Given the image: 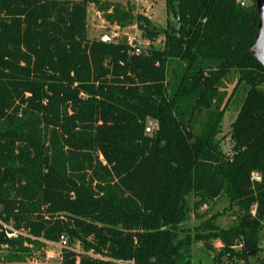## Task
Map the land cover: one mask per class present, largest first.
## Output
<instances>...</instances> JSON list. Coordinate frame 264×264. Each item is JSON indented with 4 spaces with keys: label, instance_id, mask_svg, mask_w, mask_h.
Wrapping results in <instances>:
<instances>
[{
    "label": "trees",
    "instance_id": "obj_1",
    "mask_svg": "<svg viewBox=\"0 0 264 264\" xmlns=\"http://www.w3.org/2000/svg\"><path fill=\"white\" fill-rule=\"evenodd\" d=\"M164 1L177 24L162 29L116 1L102 6L145 40L163 36L136 53L126 37L88 36L91 0H0V220L21 232L0 224L7 262L63 235L58 264H192L197 243L220 264L263 249L256 0ZM239 89L227 155L217 136ZM222 195L237 209L228 226L207 216ZM192 217L202 221L185 225Z\"/></svg>",
    "mask_w": 264,
    "mask_h": 264
},
{
    "label": "rangeland",
    "instance_id": "obj_2",
    "mask_svg": "<svg viewBox=\"0 0 264 264\" xmlns=\"http://www.w3.org/2000/svg\"><path fill=\"white\" fill-rule=\"evenodd\" d=\"M121 5V7L133 13V15L141 14L148 17L152 23L157 28H163L166 26L167 21L170 20L173 24H177V20L173 12H167L166 2L164 0H136L127 2V0H113ZM110 2V0H91L88 6V28L87 33L90 38L100 39L103 37H108L107 40H119L123 37H126L128 41H131L136 47L141 49H149L152 47H163V36H160L155 41H148L143 39L141 31L138 29L137 24H132L128 26H121L117 22H111L105 16L106 13H111L112 9L105 11L102 9L105 3ZM237 83V78L233 77L232 80L228 83L227 95L228 97L232 92L233 88ZM245 91L244 89H239L236 96H233L229 107L224 114L223 121L221 123V132L218 134L217 138L219 140L220 146L225 153L231 154L232 141L230 139V126L234 121L236 114L242 100L244 98ZM226 100V98H225ZM158 128V122L155 119H148L146 131L152 133L154 129ZM211 210H209L207 216L217 214V222L220 225L228 226L237 219V209L232 208L228 199L222 195L216 199H213L211 202ZM208 207L204 206L201 209V212L205 211ZM206 216V217H207ZM205 217V218H206ZM202 220L197 217H192L190 221L185 223L189 227H195ZM261 247L263 248L258 256L264 259V229L261 232ZM32 247V246H30ZM78 249V248H77ZM48 250L47 246H36L33 250V255L27 257L26 262H7L4 260V256L7 253L6 248L0 250V263L3 264H30V261L33 258H38L40 264H58V259L49 260L46 256V251ZM192 264H214L213 263V252L207 249L203 243H197L193 245L192 248Z\"/></svg>",
    "mask_w": 264,
    "mask_h": 264
},
{
    "label": "built area",
    "instance_id": "obj_3",
    "mask_svg": "<svg viewBox=\"0 0 264 264\" xmlns=\"http://www.w3.org/2000/svg\"><path fill=\"white\" fill-rule=\"evenodd\" d=\"M240 5L242 7L248 6L253 3V0H238ZM130 44L133 45L134 51L136 53L141 52L140 47H136L131 41H129ZM1 228L8 232V235L10 237L16 236L17 234L21 233L20 231L14 230L9 224L3 222L0 220ZM10 231V232H9ZM41 241L44 243V246L48 247V250L46 251V256L49 260L58 259L61 260L62 257V250L64 248H70L67 238L63 235L60 237L58 241H48L45 239H41ZM221 241L214 242V246L219 250L222 247ZM242 244H238L234 247V249H240ZM3 264V263H0ZM30 264H40L38 258H33L30 261ZM220 264H264V259L260 256H255L250 259L244 258V257H233L230 260H224Z\"/></svg>",
    "mask_w": 264,
    "mask_h": 264
},
{
    "label": "water",
    "instance_id": "obj_4",
    "mask_svg": "<svg viewBox=\"0 0 264 264\" xmlns=\"http://www.w3.org/2000/svg\"><path fill=\"white\" fill-rule=\"evenodd\" d=\"M256 7L259 13V33L255 41L250 45L249 50L262 65H264V0H256ZM108 37H103L107 40Z\"/></svg>",
    "mask_w": 264,
    "mask_h": 264
}]
</instances>
